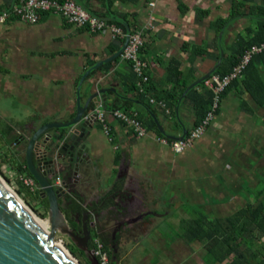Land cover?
<instances>
[{"label":"crops","instance_id":"obj_1","mask_svg":"<svg viewBox=\"0 0 264 264\" xmlns=\"http://www.w3.org/2000/svg\"><path fill=\"white\" fill-rule=\"evenodd\" d=\"M15 1L0 0V15ZM80 1L90 13L103 15L106 20L125 17L132 29L144 31L141 54L157 94L171 88L174 79L195 77L197 81L206 75L218 64L221 49L226 51L238 34H246L247 26L256 23L240 16L217 31L216 23L229 15L232 0ZM121 38L111 30L79 27L52 12L42 13L33 24L16 15L0 20V118L6 123L5 129L12 127L14 136L27 139L34 124L70 120L76 114L79 94L85 106L91 87L97 83L94 90L103 91L99 106L107 111L110 131L107 133L105 124L98 120L99 135L92 154L97 167L95 185L80 189V193L87 202L111 200L109 207L99 211L102 218L113 215L121 219L123 215L114 207L130 197L145 207L149 225L156 222L151 216L163 205L174 208L169 207L160 216L177 209L178 214L190 218L184 198L203 206L204 211L192 214L203 213L211 219L218 206L255 203L259 192L244 194L249 197L245 201L242 190L257 189L264 183V106L242 87L233 86L203 136L183 152L164 143L161 138L165 136L155 130L139 136L111 114V105L119 94L128 93L136 100L127 91L130 62L119 56L107 68L101 65L84 78L97 63L117 53L114 48ZM197 46H205L206 53L195 55ZM156 108L153 119L171 135L181 136L184 126L189 132L195 127L196 116L190 104L181 105L175 119ZM228 184L237 191L229 193ZM209 191L222 201H210Z\"/></svg>","mask_w":264,"mask_h":264},{"label":"trees","instance_id":"obj_2","mask_svg":"<svg viewBox=\"0 0 264 264\" xmlns=\"http://www.w3.org/2000/svg\"><path fill=\"white\" fill-rule=\"evenodd\" d=\"M76 1L80 4L82 3L80 0ZM124 1L137 2V0ZM112 4L113 2H110L109 6ZM81 5L85 7L83 3ZM97 16L104 17L99 14ZM240 16H245L256 23L247 26L246 34H238L230 47L227 48L228 50L226 49L223 62L214 73L220 77L230 74L241 62L244 54L249 49L264 43V0H232L229 15L219 18L216 23L218 24L217 31H220L226 24L232 23ZM107 20L109 23L121 27L125 32L135 31L131 28L129 21L125 17H112ZM125 41L126 38L122 37L119 45L114 48V51L118 52L121 50ZM206 50L205 46H197L194 48V54L203 55L206 53ZM110 64L111 62L106 63L100 68H107ZM130 64L131 79L128 81L129 88L127 91L132 92L136 100L128 97V93L119 94L111 105V111L119 109L127 113H136L139 120L142 121L148 130H155L161 136L164 135L152 117L153 114L157 113L156 107H160L167 116L175 119V117H178L177 108L179 104L180 110L181 105L190 104L196 116L195 126L199 125L206 118L212 107L214 92L205 85V81L191 88L186 97L180 102L185 90L196 81L195 77L183 79V81L174 79L172 80L171 88L157 94L152 88L150 77L147 81H144L135 72L133 64ZM178 74L180 77L182 76L180 70H178ZM233 86L242 87L244 91L250 93V96L258 105L264 106V51L253 54L250 62L244 68L242 76L235 78L231 82L224 90L222 98ZM152 99H154V102H152ZM136 101H138L140 107L144 110V114H148L147 116L141 114L137 109L139 105ZM160 103H163L164 106ZM0 134L9 144L16 141V136H12V127L7 128V130H0ZM169 141L171 142L172 140L169 139ZM18 153H20L19 149H17ZM19 168L24 176L34 179L36 186H38L34 198L41 201L42 206L48 214L49 200L48 198H43L38 182L29 171L26 158L19 164ZM66 202H68V206L65 207L64 203ZM60 204L70 226L76 232L81 230L82 225L74 218L76 216L81 217L84 211L81 199L77 195L70 194ZM184 222L185 228L180 238L187 245H191L195 241L200 242L205 250L203 260L206 264H264V189L259 191L255 203L248 202L228 215L217 216L211 219L202 213ZM96 239H99L104 244V248L110 256L111 264H120L118 253L114 252L112 246L118 240L113 241L111 236L93 232L91 234L92 252L97 247ZM68 248L74 256L80 259L82 264H95L91 260L89 252L80 249L74 242L68 245ZM97 259L99 260L98 257Z\"/></svg>","mask_w":264,"mask_h":264},{"label":"water","instance_id":"obj_3","mask_svg":"<svg viewBox=\"0 0 264 264\" xmlns=\"http://www.w3.org/2000/svg\"><path fill=\"white\" fill-rule=\"evenodd\" d=\"M128 41L127 38L122 49L116 54L88 70L84 78L101 65L121 56ZM224 57L225 51L221 49L218 64L190 85L182 94L180 102L191 88L201 84L216 72ZM97 86L95 83L91 87L85 106H82L79 94L77 111L73 118L42 125L34 124L31 134L27 136L26 162L30 173L40 186L42 196L49 200L50 231L0 175V264H77L56 240L58 231L68 235L80 249L89 252L91 231L88 218L91 212L84 213L83 234L77 233L62 211L59 199L66 194L64 190L67 188L64 185L66 181L77 183V189L70 192H74L73 195L78 194L80 198H82L80 189L95 185L97 167L92 154L99 135V128L96 125L99 118L96 110L100 107L99 94L103 93L94 90ZM177 110L179 115L180 104ZM155 121L161 133L168 139H185L189 133L184 126L181 136L171 135L158 120ZM61 181L65 187H62ZM135 203L138 204V201L130 197L129 201L115 205L114 208L123 217H127ZM90 254L91 260L95 264H100L94 253Z\"/></svg>","mask_w":264,"mask_h":264},{"label":"rangeland","instance_id":"obj_4","mask_svg":"<svg viewBox=\"0 0 264 264\" xmlns=\"http://www.w3.org/2000/svg\"><path fill=\"white\" fill-rule=\"evenodd\" d=\"M5 128V121L0 118V130H4ZM12 136L14 135L12 134ZM17 149L20 150L18 154ZM24 160L25 146L19 145L16 141L9 144L0 134V175L40 218L49 222L48 214L42 206L41 201L34 198L38 186L33 183L30 177L24 176L19 168V164ZM248 161L254 164L252 159L249 158ZM262 189H264V183L257 189H244L242 190V194L248 195V193L252 191L254 195H257L256 191L258 193ZM227 191L233 194L237 190L228 184ZM210 193L211 194L208 193L210 201H214L215 203L216 201H219V203L222 201V197H218L214 192ZM213 196H215L214 199L212 198ZM243 198L245 201H249V197H245L244 195ZM183 201L184 209L189 212L190 218L197 216L199 211H204V208H201L203 206L200 207V205H196L194 200L184 198ZM169 207H171V209L174 208V206H168L167 208L165 205L159 206L156 214L151 216L156 222L149 225V229L146 227L144 234L136 235V237L132 236L126 241L127 243L125 242L122 244L123 247L119 248L117 252L120 264H206L203 260L205 250L202 244L195 241L191 245H187L184 240L180 238L185 228L184 221L190 219L187 218L189 215L178 214L177 209H173L170 215L160 216L167 212ZM239 208H241V206L237 203L225 204L218 206V212L214 211L215 213L211 216L228 215ZM194 211H197V214L196 212L192 214ZM149 230L150 234L147 235ZM55 238L58 241H62L67 248L68 245L73 243L68 235L62 234L59 231ZM89 256L90 258L92 257L90 252ZM78 261L82 264L80 259H78Z\"/></svg>","mask_w":264,"mask_h":264},{"label":"built area","instance_id":"obj_5","mask_svg":"<svg viewBox=\"0 0 264 264\" xmlns=\"http://www.w3.org/2000/svg\"><path fill=\"white\" fill-rule=\"evenodd\" d=\"M155 5L154 2L151 3ZM43 12L57 13L63 16L68 22L79 27H88L92 30L102 31L111 30L117 37L128 38V44L124 48L121 56L126 61L133 64L135 72L144 80L147 81V62L142 57V48L145 44L144 31L142 29L125 32L121 27L111 24L108 20L90 13L84 6L76 0H16L10 10L4 11L0 15V20L4 22L11 15H16L18 18L26 23H36L39 21ZM264 51V43L259 46H253L243 56L241 62L234 68V70L224 76L212 75L205 80V85L214 92V99L211 110L208 112L206 118L197 126H195L186 136L185 139L169 141L168 138L162 137L161 140L166 144H171L173 149L180 153L190 147L197 139L201 138L208 126L214 120V117L219 110L222 103V94L224 90L231 84L235 78L242 76L243 70L250 62L253 54ZM154 102V99H152ZM164 106L163 103H160ZM98 118L105 124V130L109 133V127L106 124L107 111L98 107ZM111 114L123 121L126 125L132 127L139 136H144L148 133L147 127L137 117L136 113H127L122 110H112ZM32 179V178H31ZM33 183L34 179H32ZM97 247L94 250V256L99 258L100 264H111L110 256L104 248V244L96 239Z\"/></svg>","mask_w":264,"mask_h":264},{"label":"flooded vegetation","instance_id":"obj_6","mask_svg":"<svg viewBox=\"0 0 264 264\" xmlns=\"http://www.w3.org/2000/svg\"><path fill=\"white\" fill-rule=\"evenodd\" d=\"M33 129V126L32 128ZM16 142L19 145L25 146V158H26V147L28 140L24 135H17L16 136ZM63 181L60 182L62 184ZM67 188H64L66 191V194H64L59 201L62 202L65 200V197L67 195H70L77 189V183H71L69 181H66L64 183ZM78 195V194H77ZM80 198V196L78 195ZM47 198V197H43ZM81 199V204L84 207V211L80 216L74 217L79 224L82 225V229L77 231V233L83 234V217L85 212H91L88 218V223L90 226L91 234L94 232L104 234L106 236H111L113 241L118 240L116 244H112L114 252H118V249L123 247L122 244L125 243L130 237L136 235H141L145 233L146 227L149 226V217L145 216L144 213V206L141 204V202L138 201V204L135 203L132 208L131 212L128 213L127 217H122L121 219L115 218L113 215L108 218H102V214L99 213L102 209L109 207L111 204V200H106L107 202L104 203L103 201L95 200L93 202H87L83 197ZM64 206H68V202L64 203ZM109 228V229H108ZM108 229V230H107ZM127 243V242H126ZM92 243L91 239L88 244V250L89 252H92L91 249Z\"/></svg>","mask_w":264,"mask_h":264},{"label":"bare ground","instance_id":"obj_7","mask_svg":"<svg viewBox=\"0 0 264 264\" xmlns=\"http://www.w3.org/2000/svg\"><path fill=\"white\" fill-rule=\"evenodd\" d=\"M13 189V188H12ZM14 190V189H13ZM15 191V190H14ZM16 192V191H15ZM17 193V192H16ZM18 194V193H17ZM19 195V194H18ZM20 197V196H19ZM21 198V197H20ZM22 199V198H21ZM23 200V199H22ZM24 201V200H23ZM25 202V201H24ZM26 204V202H25ZM27 205V204H26ZM28 206V205H27ZM29 207V206H28ZM30 208V207H29ZM31 209V208H30ZM31 211L37 216V218L44 224V226L50 231L51 230V225L50 222L43 220L40 218L32 209ZM58 241V240H57ZM62 247L68 252V254L75 260L77 264H81L78 259L71 253V251L65 246V244L62 241H58Z\"/></svg>","mask_w":264,"mask_h":264}]
</instances>
